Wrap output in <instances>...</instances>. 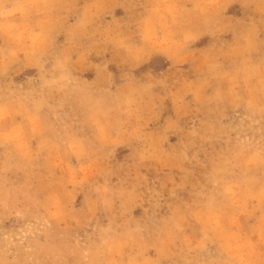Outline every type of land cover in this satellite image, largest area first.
<instances>
[{"label":"rangeland","instance_id":"374dc122","mask_svg":"<svg viewBox=\"0 0 264 264\" xmlns=\"http://www.w3.org/2000/svg\"><path fill=\"white\" fill-rule=\"evenodd\" d=\"M0 264H264V0H0Z\"/></svg>","mask_w":264,"mask_h":264}]
</instances>
